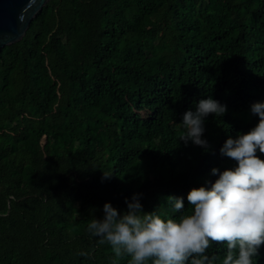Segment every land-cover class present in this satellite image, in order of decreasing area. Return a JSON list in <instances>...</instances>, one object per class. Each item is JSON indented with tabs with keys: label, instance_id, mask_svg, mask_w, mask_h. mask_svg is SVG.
Returning <instances> with one entry per match:
<instances>
[{
	"label": "trees",
	"instance_id": "trees-1",
	"mask_svg": "<svg viewBox=\"0 0 264 264\" xmlns=\"http://www.w3.org/2000/svg\"><path fill=\"white\" fill-rule=\"evenodd\" d=\"M209 97L227 111L205 119L206 152L179 124ZM256 102L264 0L49 1L0 52V264H129L89 223L137 193L144 213L178 219L167 198L188 211L213 168L235 167L220 149L258 124Z\"/></svg>",
	"mask_w": 264,
	"mask_h": 264
},
{
	"label": "clouds",
	"instance_id": "clouds-1",
	"mask_svg": "<svg viewBox=\"0 0 264 264\" xmlns=\"http://www.w3.org/2000/svg\"><path fill=\"white\" fill-rule=\"evenodd\" d=\"M226 111V105L211 97L200 100L195 111L183 115L180 140L207 152L210 145L202 139L205 119ZM250 112L258 116V124L235 139L229 137L220 149L235 167L223 172L213 168L211 174L218 179L210 189L190 190L188 211L182 197L167 198L173 212L182 213L178 219L144 213L142 194L137 193L125 199L127 211L122 214L105 203L103 219L88 225L91 236L110 245L117 258L129 256V264H216L217 257L207 255L213 244L226 246L220 264H256L254 258L264 245V159L257 155H264V102L253 103Z\"/></svg>",
	"mask_w": 264,
	"mask_h": 264
},
{
	"label": "water",
	"instance_id": "water-1",
	"mask_svg": "<svg viewBox=\"0 0 264 264\" xmlns=\"http://www.w3.org/2000/svg\"><path fill=\"white\" fill-rule=\"evenodd\" d=\"M49 1L0 0V52L25 36L33 20Z\"/></svg>",
	"mask_w": 264,
	"mask_h": 264
}]
</instances>
